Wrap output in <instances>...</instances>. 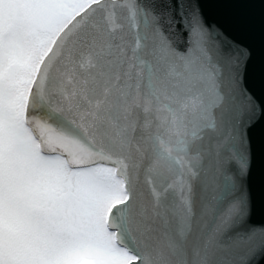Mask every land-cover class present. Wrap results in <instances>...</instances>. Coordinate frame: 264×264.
I'll use <instances>...</instances> for the list:
<instances>
[{
  "label": "snow or ice",
  "instance_id": "1",
  "mask_svg": "<svg viewBox=\"0 0 264 264\" xmlns=\"http://www.w3.org/2000/svg\"><path fill=\"white\" fill-rule=\"evenodd\" d=\"M264 0H0V264H264Z\"/></svg>",
  "mask_w": 264,
  "mask_h": 264
},
{
  "label": "water",
  "instance_id": "2",
  "mask_svg": "<svg viewBox=\"0 0 264 264\" xmlns=\"http://www.w3.org/2000/svg\"><path fill=\"white\" fill-rule=\"evenodd\" d=\"M259 180L264 182V160L260 162V175L259 170L256 169V166L253 167V173L250 178L251 184L258 190L259 187ZM253 223L256 225H259L261 223H264V206H261L259 204V201L257 202V207L255 209L254 215H253Z\"/></svg>",
  "mask_w": 264,
  "mask_h": 264
}]
</instances>
